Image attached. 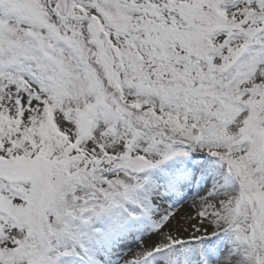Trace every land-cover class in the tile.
Segmentation results:
<instances>
[{"label": "snow or ice", "instance_id": "1", "mask_svg": "<svg viewBox=\"0 0 264 264\" xmlns=\"http://www.w3.org/2000/svg\"><path fill=\"white\" fill-rule=\"evenodd\" d=\"M0 264H264V0H0Z\"/></svg>", "mask_w": 264, "mask_h": 264}]
</instances>
